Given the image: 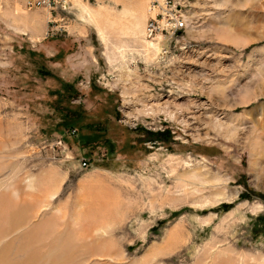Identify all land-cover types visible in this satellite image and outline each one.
Instances as JSON below:
<instances>
[{
    "label": "rangeland",
    "instance_id": "rangeland-1",
    "mask_svg": "<svg viewBox=\"0 0 264 264\" xmlns=\"http://www.w3.org/2000/svg\"><path fill=\"white\" fill-rule=\"evenodd\" d=\"M0 264H264V0H0Z\"/></svg>",
    "mask_w": 264,
    "mask_h": 264
},
{
    "label": "built area",
    "instance_id": "built-area-1",
    "mask_svg": "<svg viewBox=\"0 0 264 264\" xmlns=\"http://www.w3.org/2000/svg\"><path fill=\"white\" fill-rule=\"evenodd\" d=\"M26 10H32L35 8H42L51 14L58 7L61 10H65V3L67 0H16ZM151 10H156L153 16L147 19L144 27V35L148 38H154L157 34H164L169 37H173L181 29L187 28L190 23L188 16L184 13L181 6L171 4L170 1H164L163 3L157 2L153 4ZM54 19H47V22H51ZM58 144L61 140H58ZM67 150V147L63 145V151ZM66 156V155H65ZM85 165V161L82 162Z\"/></svg>",
    "mask_w": 264,
    "mask_h": 264
},
{
    "label": "bare ground",
    "instance_id": "bare-ground-1",
    "mask_svg": "<svg viewBox=\"0 0 264 264\" xmlns=\"http://www.w3.org/2000/svg\"><path fill=\"white\" fill-rule=\"evenodd\" d=\"M84 10H86L85 8H83ZM87 13V12H86ZM89 14V13H88ZM88 16V15H87ZM89 17V16H88ZM141 19H139V18H137V17H135L134 18V20H133V29H137L138 27H141ZM96 26H98V25H96ZM98 31H99V29H97ZM102 30V29H101ZM97 31V32H98ZM100 32V31H99ZM103 33V31H101V33L100 34H102ZM135 33V32H134ZM101 36V35H100ZM101 38H103V35L101 36ZM155 38V37H154ZM147 46H149V47H152L154 50H158V46H157V43H153V42H150V41H147ZM161 110V109H160ZM163 110H165V109H163ZM153 111V110H152ZM167 113H169V114H172V113H170L169 111H167Z\"/></svg>",
    "mask_w": 264,
    "mask_h": 264
}]
</instances>
